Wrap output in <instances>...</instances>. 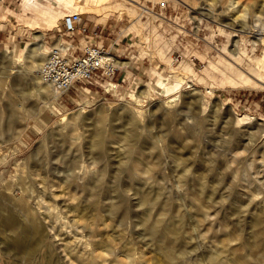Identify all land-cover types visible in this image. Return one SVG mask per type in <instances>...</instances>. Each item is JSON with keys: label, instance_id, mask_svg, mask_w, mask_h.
I'll return each mask as SVG.
<instances>
[{"label": "rangeland", "instance_id": "374dc122", "mask_svg": "<svg viewBox=\"0 0 264 264\" xmlns=\"http://www.w3.org/2000/svg\"><path fill=\"white\" fill-rule=\"evenodd\" d=\"M39 1L49 5L47 0ZM139 1L166 20L148 21L143 13L129 12V3H124L120 14L116 7L121 0L106 3L109 9L115 10H110L104 20L103 14L77 10L91 30L102 31L100 41L105 48L128 62V67L117 75L116 81L124 82L116 90L107 93L101 88L77 87L46 106L44 98H39L23 74L8 79L0 74V219L8 217L7 214L14 218L17 215L18 223L15 232L0 225V264H87L86 260L78 259L82 251L75 243L72 244L75 250L70 254L64 249V244L73 238L72 233L66 235L60 229L63 222L60 220L69 222L71 216H77L78 226L91 220L102 224L99 227L104 234L98 232L93 239L98 242L92 244L104 250L105 264L113 261L105 255L107 250L130 255L144 264H211V254L225 264H264V88L234 87L224 82L221 72L210 65L230 58L222 54V48L232 36L231 29L205 16H199V20L193 18L196 14L188 7L187 0L178 3L164 0L167 8L163 11L158 9L160 2ZM226 1L229 0H202L201 6L212 4L215 13H220L217 17L222 19L223 15H235L238 11L240 14L239 8L247 21L252 11L264 17V0L236 1L234 6L247 5L245 10L228 6ZM71 4L78 6L79 2L71 0ZM225 6L229 7L228 13H221ZM72 13L76 12L65 9L55 23H48L24 12L22 0H0V57H4L6 45L14 54L30 47L36 42L35 35L43 36L48 49L58 39L57 29L63 18ZM237 34L240 50L251 58L262 57L264 44L254 45L250 33ZM4 60L1 65L6 66ZM238 60L242 68L248 66L249 59L245 56ZM184 61L192 65V74L181 69ZM4 68L0 67V72ZM159 75L170 82L182 81V91L176 101L166 103L178 93L167 97L158 91ZM189 79L193 81L190 88L187 87ZM147 83L156 91L144 93L142 101L134 105L130 100L132 94ZM186 100L193 104L186 108ZM85 101L82 106L87 112L75 120V140L63 143L61 137L67 129H62L64 123L59 124V119L67 112L77 114ZM125 107L139 113L137 139L132 144L126 139ZM237 115H248L252 120L238 124ZM9 116L15 118L14 123ZM89 117L103 121L106 132L108 151L98 159H93L86 146V139L91 135ZM195 117H201L203 122H197ZM163 120L167 121L162 123ZM192 127L198 128L197 131L191 130ZM65 158H77L75 166L83 164L95 175L102 173L103 189L86 195L68 185L70 169L66 170L69 161ZM135 169L145 173L144 181L149 187L143 186L137 176L129 177ZM63 173L67 175L63 176L64 180L60 176ZM40 175L43 182L39 181ZM58 176L61 180H57ZM35 182L40 184L37 186ZM251 186L257 188L254 196L249 191ZM144 192L158 195L146 220L139 200ZM115 197L126 213L106 210L105 205ZM89 198L98 202L96 209L86 207L85 200ZM37 200L42 201L43 208L34 205ZM62 202L70 205L60 206ZM49 205L53 206L52 211ZM161 207L166 208L165 213ZM260 209L262 222L258 223L253 219L258 217ZM167 224H176L180 229L176 240L162 236L160 228ZM36 227L41 233L34 234ZM149 229L154 231L153 237H147ZM20 233L26 237L22 250L16 252L10 243ZM80 234L83 238L88 236L87 232ZM247 254L252 257L251 262L241 261Z\"/></svg>", "mask_w": 264, "mask_h": 264}, {"label": "bare ground", "instance_id": "6f19581e", "mask_svg": "<svg viewBox=\"0 0 264 264\" xmlns=\"http://www.w3.org/2000/svg\"><path fill=\"white\" fill-rule=\"evenodd\" d=\"M47 1H48L49 5H43L42 3H40L39 0H22V9H26L27 13L28 12L32 13V15L34 16L35 19L45 20L48 23H55L59 19V17L64 13L65 9H66V11L68 10V12L73 11V12L77 13V10L81 9V10H85L86 13L103 14V17H102L103 20L106 18L108 12L111 10V9H109V6L108 7L106 6V3H109L110 0H77L79 2L78 6H73L71 4V0H47ZM121 1L122 2H120L118 7H116L117 12H119L120 14L122 13V10L124 9L123 7H125L124 3H129V5H130V8H128L129 12H131V13H137L138 12L139 15H141L143 13V14L147 15L148 21H152L153 19H156V18H158L160 21L166 20L163 16H159V15L156 16L154 13H152L146 7V5L144 3H141L139 0H121ZM151 1L163 2L164 0H151ZM172 1H174L175 3H178L179 1H182V0H172ZM187 1H188V7L192 10L193 13L196 14L195 16H193V18H196L197 20H199V16H205L212 21L218 20L217 22H219L220 24L222 23L221 25L226 26L232 30L231 38L228 41H226V44L222 48V54L225 53L230 58H228V60H224L222 62H216V63L210 62V65L212 67H215V69H217L219 72H221V75L225 79L224 82H226V83L228 82L230 85H234V87L239 86V85H240V87L251 85V86L264 88V51H263L262 57L251 58V55L248 56L247 55L248 53L246 54V52H244L238 48L239 38H237L238 32L250 33V34H252L254 45H256V43H258V42L264 44V17H261V15H260L262 13L258 12L259 14H257V13H253L255 11L250 12L249 14L252 13L250 16L251 18L249 21H247L246 16H245L246 14L244 12L242 13L243 10L239 8L242 6L238 7V5H237L239 10H241L242 14L241 13L238 14L240 12V11H238V13L235 15L233 13L227 14V16L223 15L225 18L222 19L221 17H217V16H220V13H218V14L215 13L216 9L212 8L213 7L212 4L206 3L203 6H201L202 0H187ZM236 1H239V0H235V3H233L234 1L231 2L230 0L226 1V5L228 3L229 4L228 6H233V8H235L236 5L234 6V4H236ZM220 5H221V2H220ZM228 6L223 7L222 8L223 10L221 9L222 12L221 11L220 12L221 13H225V12L228 13V10H229ZM249 6H251V5H249ZM237 7L235 9H238ZM252 7H250V8H252ZM242 8L243 9L247 8V5H246V7L244 5V7H242ZM63 9H64V11H63ZM114 10H111V11H114ZM252 10H254V9L252 8ZM260 10L262 11L261 7H260ZM229 12H231V11H229ZM232 12H237V11H232ZM236 26H238V28H236ZM34 38L36 39L35 43L31 44V46L26 48V49L19 50L16 54H14L13 51L6 49V51L4 52V57H0V67H2V66L5 67L4 71L0 72V74H3L5 79H8L15 74H23V76H25L26 79L29 80V82L32 86V89H34L35 93L38 94L39 98H42V99L44 98L43 99L44 104L46 106H51V104L53 103L52 101L61 97V95L58 94L55 90H53L49 86L41 83L39 78L37 77L38 68H39L40 64L42 63V61L45 59V57L48 53L49 47L47 49V45L45 44L42 35H35ZM242 56H245L247 59H249L248 66L244 67V68H242L238 62L239 61L238 59H241ZM2 60L7 62V65H6L7 67L5 65H1V63L3 62ZM119 64L126 65V64H128V62H121V63L119 62ZM181 69L184 72H187L188 74H192L194 71L193 67L189 61H184L182 66H181ZM156 86L158 87V91L160 93L165 94L167 97H169L170 95H174V94L178 93V95L170 98L166 103H172V102L176 101L179 98L180 93L182 91V81L180 79H175L174 81L170 82L169 80H167L166 78H164L160 75L158 77ZM192 86H193V81L190 79L187 80V87L190 88ZM104 87L106 89H109V88H112L114 86L111 83L110 85L109 84L104 85ZM192 90H195V88H191V91ZM154 91H156V89H154V87L151 86V83H147L146 85H144V88L142 90H140L139 92L133 93L130 100H133L134 105H135V104L139 103L140 101H142L144 93H151ZM46 99H48L49 101ZM193 101L196 102L195 99ZM84 103H87V101L81 103V107L79 108L80 111L77 114L74 115V114H70L69 112H67V113L63 114L61 116V118L59 119V121L61 122L59 124L62 125V123H64V127H62V129L63 128L67 129L66 134H63V137H61L63 143H67V140H68V142L73 140V139L75 140V138H74V136H75L74 135L75 120L78 117L82 116L83 113L87 112V110L84 109V106H82ZM191 104H193L192 101L186 100V102L184 103V106H186V108H187V107H190ZM124 111H125V117H126L125 122L127 125V138L126 139H127L128 144L129 143L132 144L137 139L136 138L137 137L136 128L140 123L139 113L135 110L127 109L126 107L124 108ZM164 113L165 112H163L162 114L164 115ZM156 116H159V115H156ZM89 118L91 119V117H89ZM157 118H159V117H157ZM163 118H164V116H163ZM195 118H197V122H198V120L202 119L201 117H195ZM14 119H13V117L9 116V120H11V123H14ZM250 119H251V117L248 115H244V116L237 115L235 117L236 123H238V124H241L244 121L247 122V120L249 121ZM166 121L163 120L162 123L166 122ZM193 121H195L194 118H193ZM201 122H203V120H201ZM90 127L91 128L89 130L91 131V135L89 134L90 136H88V138L86 137L87 138L86 139V141H87L86 146L89 147L93 159H98V158L102 157V155L106 154V152L108 151V149L105 147L106 132L104 131V128H103L104 127L103 121H101L99 118H96L93 120L91 119L90 120ZM185 127H184V129H185ZM193 127L191 128V130H193ZM197 127L199 128V126H197ZM197 127H195V128H197ZM186 129L189 130L188 128H186ZM197 129H194V130L197 131ZM246 129H248V127H246ZM177 133H179V132H177ZM78 138H79V136H78ZM78 138H77V140H79ZM249 138H251V137H249ZM249 138L247 140H252ZM72 142L75 143V141H72ZM76 145H78V144H76ZM83 146L84 145L82 144V148H83ZM55 147H57V146H55ZM65 147H67V146H65ZM76 147H74V148H76ZM78 147L80 148V146H78ZM56 149L54 148V150H56ZM60 150H59V152H60ZM54 152H53V154L59 153L58 151H57V153L56 152L54 153ZM65 152H67V150H65ZM65 154H68V153H65ZM72 155H73V151H72ZM72 155H70V156H72ZM74 155L77 156V154H74ZM56 156H55V159L56 160L59 159ZM80 156H81V153H80ZM73 158H71V159L65 158L67 161H69L67 164L68 169H66V170L70 169L69 170L70 172L68 174V185H70L74 189H78L81 192H84L86 195H91L94 193V191L103 189V175H102V173L95 175L90 170L86 169L83 166V164H81L79 166H75V161H76L75 159H77V158H75V159H73ZM42 166H43V164H42ZM57 169H59V168H57ZM60 169H61V167H60ZM54 170L55 169H53V171ZM57 171H55V172H57ZM63 171H65V169L62 170L61 172H63ZM50 173H52V172H50ZM65 174L63 173V175H60L62 177V179H63V176H67ZM184 175L181 177H184ZM135 176H137L139 178V180L142 181L143 186L149 187V184H147V181H144L145 176H146L145 173H142V171L139 172L138 169H135V172L130 173L129 177L134 178ZM39 177H42V176L40 175ZM61 177L58 176V178L57 177L56 178L58 180ZM52 178H53V176H52ZM43 180L44 179L42 177V179H40L39 181L43 182ZM59 180H61V179H59ZM65 180H66V178H65ZM49 181H51V180H49ZM37 182H35V183L38 186V184H40V183H37ZM59 183H61V182H59ZM59 183H57V184H59ZM36 184H35V186H36ZM57 184H54V185H56V187H57ZM51 185H53V184H51ZM42 186H41V188H42ZM45 186H46V183H45ZM59 186L61 187L60 184H59ZM56 187H54V188H56ZM63 188H65V187H63ZM46 190H47V188H46ZM256 190H257V188H255L253 186L249 187V191L251 192V194L253 196L257 193ZM51 191H53V190H51ZM60 193H62V192H60ZM47 194H49V193H47ZM211 195H212V192L210 193L209 196H211ZM59 197H62V196H59ZM117 197H118V195H117ZM157 198H158V195L153 196V195L149 194L148 192H144L141 196V199H139V200H141V205L143 206L142 210L145 213L144 214L145 217L143 218L144 220H146L147 216H149V214L153 208V205L157 201ZM70 200H72V199H70ZM85 201L87 202V203L85 202V205L87 208L89 207L92 209H96L97 206H99L96 199H90L89 198V199H86ZM41 202H42L41 200H37V201H35L34 205L38 209H41V208H43V205ZM24 203H26V202H24ZM47 205H48V203L46 202L45 207ZM62 205L67 207L70 204H69V202H62L60 206H62ZM105 206H107L106 210L109 211L110 213H113L116 211H119V212L122 211V214H124L127 212L126 208L122 205V203L119 202V199L116 197L114 200H112L111 203H109V205L106 204ZM52 207L50 206L51 211H52ZM19 208H21V207H19ZM199 208L201 209V207H198V209ZM160 209L163 210L161 212H163V213L166 212V208L161 207ZM201 210H203V209H201ZM260 212L262 213L261 209L259 210L258 217L253 219L254 221H256L258 223L262 222V218L260 217L261 216ZM51 213L53 214V212H50V214ZM10 214H11V212H10ZM203 215H205V214H203ZM7 216L8 217H6V218L4 217V218L0 219L1 228L9 229V230L15 232L16 225L18 224L15 220V219H17V215L15 218H14V216H10L8 214H7ZM58 216L59 215L57 214L55 220L58 219ZM71 217H73L74 219L72 218L69 221L70 223L68 221H66V222H68V223H66L64 220H60V218H62L61 216L59 218L60 221L65 222V223H63V222L61 223L62 228H60V229H62V230L64 229L66 231V235H68L67 233H72L71 237L73 238V240L71 242H67L64 244V246H65L64 249H66L68 254H70L73 250H75L74 247L72 248V244L75 243L76 245H74V246H78L79 249L82 251V255H81L82 257L79 256L78 257L79 260H82V261L86 260L85 263H87V264H92V263L105 264L104 262H106L107 260L105 261V259L103 257L104 256V254H103L104 250L101 248L99 249V247H95V245H97V244H95V245L92 244V243L98 242L95 240L93 242L94 236H96V234L98 232L99 233L101 232V234H104L101 231V228L99 227V225H102V224L100 223L98 225L99 222L96 223L95 221L91 220L88 222H82V223H80V226H78L79 219H76L77 216H75V217L71 216ZM176 217L178 218V221L181 220V217H178V216H176ZM64 218H66V217H63V219ZM172 225H170V226H168V224L163 225V227L160 228V229H162V231L159 230L162 232V236L166 235V237H168L171 241L176 240L178 238V235L180 234V229L178 228V226H176V224H175V226H172ZM67 229H68V231H67ZM152 229L148 230L147 237H153L155 235V233ZM82 232H87L88 236L86 238H83L84 237L83 235H81V234L78 235L79 233H82ZM22 233L25 234V232H22ZM39 233H41V232H39L38 228L36 227V233L34 232V234H39ZM99 233H98V235H99ZM24 234L20 233V234H17V236H15V234H14L15 237L12 238L11 243H10V247L14 251L20 252L22 250V248L24 246V240H25L24 237H26V235L24 236ZM56 234H58V233H56ZM39 236H38V238H39ZM58 237H60L59 234H58ZM36 238H35V240H36ZM35 242H34L35 243L34 246L36 245V249H37V242H39V239H38V241H35ZM91 244L93 245V247L90 246ZM67 245H68V247H67ZM34 248H32V249L35 250ZM105 255H109L110 259L111 260L113 259L112 262H114V264H144V261H138V260L134 259L133 257H130V255L126 256V255L121 254V252H118V251L116 252V251L107 250V253L105 252ZM241 258H243V257H241ZM209 259L211 261V264H225V262L223 260L218 259L213 254L210 255ZM245 260H250V262H251L252 257L247 254L244 256L243 260H241V261H245ZM112 262H110V264Z\"/></svg>", "mask_w": 264, "mask_h": 264}, {"label": "built area", "instance_id": "2783aa9c", "mask_svg": "<svg viewBox=\"0 0 264 264\" xmlns=\"http://www.w3.org/2000/svg\"><path fill=\"white\" fill-rule=\"evenodd\" d=\"M166 4L158 3V9L166 10ZM57 33L58 39L49 47L37 71L41 83L62 96L77 87L101 88L109 93L124 82L116 79L127 64H119L124 62L120 56L100 41L102 31L91 30L81 14L64 17ZM111 83L114 87H104Z\"/></svg>", "mask_w": 264, "mask_h": 264}, {"label": "crops", "instance_id": "0c3cea01", "mask_svg": "<svg viewBox=\"0 0 264 264\" xmlns=\"http://www.w3.org/2000/svg\"><path fill=\"white\" fill-rule=\"evenodd\" d=\"M23 10H24V12L26 11V9H23ZM26 12H27V11H26ZM6 49H9V47H8L7 45H6L5 50H6ZM5 50H4V51H5ZM87 91L90 92L89 90H87Z\"/></svg>", "mask_w": 264, "mask_h": 264}]
</instances>
